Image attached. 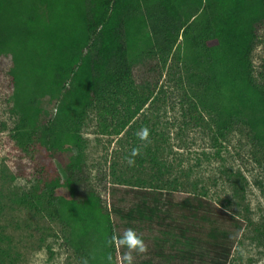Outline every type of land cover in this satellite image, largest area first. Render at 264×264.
<instances>
[{"label":"trees","instance_id":"16d2710c","mask_svg":"<svg viewBox=\"0 0 264 264\" xmlns=\"http://www.w3.org/2000/svg\"><path fill=\"white\" fill-rule=\"evenodd\" d=\"M0 20V34L13 35L0 40V51L13 52L12 177L34 180L20 200L63 224L87 264H107L109 253L117 260L79 129L91 108L111 134L129 125L151 95L134 81L139 61L157 82L175 59L191 121L219 137L243 126L264 145V86L250 60L264 0H0Z\"/></svg>","mask_w":264,"mask_h":264},{"label":"rangeland","instance_id":"374dc122","mask_svg":"<svg viewBox=\"0 0 264 264\" xmlns=\"http://www.w3.org/2000/svg\"><path fill=\"white\" fill-rule=\"evenodd\" d=\"M10 49L0 51V264H83L68 229L20 200L33 178L12 177L8 136L18 113ZM250 60L264 86V27ZM175 63L167 61L157 82L146 61L133 66L138 89L151 95L119 135L109 122L102 126L95 109L86 112L79 129L86 171L114 233L132 228L143 238L147 252L133 253V264H264V145L243 126L219 137L191 121L180 103L185 79ZM142 127L149 129L147 142L136 136ZM133 148L139 155L129 166ZM124 251L116 248L117 264Z\"/></svg>","mask_w":264,"mask_h":264},{"label":"clouds","instance_id":"9594fccd","mask_svg":"<svg viewBox=\"0 0 264 264\" xmlns=\"http://www.w3.org/2000/svg\"><path fill=\"white\" fill-rule=\"evenodd\" d=\"M150 132L147 127H142L137 133L136 136L144 142L148 141ZM139 155V149L133 148L126 159V163L129 166H134L135 157ZM106 246L111 247L115 246L119 249H124L119 259V264H133L134 255L144 254L147 252V246L143 238L137 234L135 229L126 228L123 230L122 234L113 233L110 238L106 240ZM107 264H112L111 254L106 255ZM83 264H87V260L83 261Z\"/></svg>","mask_w":264,"mask_h":264}]
</instances>
